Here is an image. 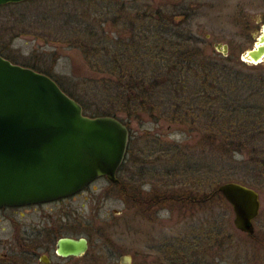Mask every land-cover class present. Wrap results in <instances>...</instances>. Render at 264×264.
I'll return each mask as SVG.
<instances>
[{
  "label": "rangeland",
  "instance_id": "rangeland-1",
  "mask_svg": "<svg viewBox=\"0 0 264 264\" xmlns=\"http://www.w3.org/2000/svg\"><path fill=\"white\" fill-rule=\"evenodd\" d=\"M126 2L131 6L130 15L126 17L127 29L132 30L130 34L144 36L148 42L144 51L133 49L121 53L118 70L123 69L125 76L114 81L108 78L114 74L116 65L108 59L109 53H102L101 59L99 56L93 59L78 49L81 37L87 35V22L96 20V27L100 14L104 15L105 9H100L99 3L87 5L92 10L87 20L83 16L86 7L81 0H27L0 6L2 56L13 64L52 75L69 95L84 105L83 114L117 116L128 125L130 135L126 160L117 172L121 180L119 186L99 178L72 197L48 203L35 211L27 208L18 222L29 228L39 223L46 227L41 231L50 226L55 233L50 238V249L55 248L59 236L88 239V250L74 260L76 264H129L125 257H131L133 264H156L163 246L203 241L213 223L228 225L230 235L242 239L243 236L234 231V214L229 204L222 200L217 199L214 204L195 201L192 204L208 206L199 207L193 216L185 215L182 208H173L183 204L162 201L166 194L170 197L174 192H185L196 198L209 193L215 184L237 181L260 192L261 215L254 223L256 229L260 225L263 234L264 87L258 85L257 79L264 74V61L257 66L243 65L234 57L225 58L214 46L224 43L229 33H236V27L228 18L244 13L247 7L252 9L253 2L163 0L166 10L164 16H160L161 21L151 10V6L157 9L158 0ZM258 2L263 13L264 0ZM165 14L169 17L166 20ZM171 14L176 15L174 22ZM108 18H103L105 23L98 25V30L118 38V29L110 27ZM170 34L173 35L170 37ZM186 38H191L190 42L180 47V42ZM187 47L189 50L183 54L182 50ZM105 49L109 51L110 47L105 44ZM187 56L194 61L186 60ZM132 58L136 59L132 61ZM206 76L221 79L224 85L231 80L227 87L232 91L228 90L227 96L250 98L248 104L252 112L249 116L245 117V112L230 115L232 112L227 111L211 120L214 112L211 118L201 110L191 112L198 105L192 104L196 96L189 93L199 90ZM245 78H252V82L244 84ZM136 95L145 96L144 104L140 103L136 115L130 116L128 106ZM197 117L200 118L196 120ZM211 124L227 132L245 131L244 148L235 149L234 153L216 152L205 146L199 148V130L210 129ZM130 185L134 189L143 188L148 200L153 197L159 205L171 206L173 211L154 212L149 217L156 218L155 222L135 213L127 204L130 198L126 191ZM9 232L6 230L4 239L10 238ZM240 239L235 240L234 246L241 245L242 250L244 243ZM39 240L44 242L42 238ZM258 255L264 264L263 248ZM239 256L242 261L254 257L251 249Z\"/></svg>",
  "mask_w": 264,
  "mask_h": 264
},
{
  "label": "water",
  "instance_id": "water-1",
  "mask_svg": "<svg viewBox=\"0 0 264 264\" xmlns=\"http://www.w3.org/2000/svg\"><path fill=\"white\" fill-rule=\"evenodd\" d=\"M26 1L0 0V6ZM214 46L226 54V45ZM261 50L251 49L246 58L261 61ZM82 109L51 76L0 56V209L66 199L99 178L119 184L128 125L114 116H86ZM217 191L231 206L235 229L253 234L260 192L237 181H225ZM56 244L63 257L85 255L89 246L82 237H59Z\"/></svg>",
  "mask_w": 264,
  "mask_h": 264
},
{
  "label": "flooded vegetation",
  "instance_id": "flooded-vegetation-1",
  "mask_svg": "<svg viewBox=\"0 0 264 264\" xmlns=\"http://www.w3.org/2000/svg\"><path fill=\"white\" fill-rule=\"evenodd\" d=\"M81 1L83 2V4H85L86 7V11L83 14L85 20L90 18V13L92 12L90 6H87L89 3H99L100 9L104 7L105 12L102 13L104 15L100 14V21H98L96 27L94 24L96 20L94 22H87L85 27L87 35L81 37L78 49L84 52L86 56L91 58L93 57V59L98 58V56L99 59H101L100 57L102 56V53H109L108 59H111V61L116 63V65L113 71L114 74H111L108 78H110L112 81L122 80L125 76V73L123 72V69H120V71L118 70L122 63L120 61V56H122L121 53H127L129 51H133V49H136L137 51H144V46L148 42V40L144 38V36L142 37V39L140 36L136 35V33L130 34L132 30L129 28L127 29L126 27L128 25L126 24V17L130 15V13H128L131 9L130 3L126 2V0ZM151 1L155 0H149V2ZM158 1L160 3L158 2V4L156 5L157 9L151 6V10H154V12L156 13V17H158V20L161 21L160 16H164L166 9L163 5V0ZM243 1L246 2L247 0ZM249 1L253 2L252 9L247 7V9L245 8L246 10L244 9V13L239 12V14L237 13V16L228 18V22L231 25L235 26L237 31L232 35L229 33L227 35L228 39L224 43H221L222 45L227 46L226 54H222V56L227 59H229L230 57H234L235 59H238L239 62L243 63V65L257 66L258 64L263 62L264 59L258 62H254L251 57L246 58V54L251 49H255L261 46V51L264 57V12L262 13L260 11L261 4L258 2V0ZM149 10L150 7L145 10L146 12L144 11V13L147 14ZM137 14L140 13L137 12ZM153 15L154 13L151 16ZM106 16H109V18L111 19L110 20L108 18V20H110V27L112 26V29L114 30L118 29V33L116 34L118 38H112L108 35H105L106 32L102 29L98 30V25H101V23H105V20L103 18ZM170 16H172L171 18H173L172 21L174 22V19H176V15L171 14ZM165 17V20L169 18L166 14ZM159 21L158 23H160ZM105 44L108 45V48L110 47V52L105 49ZM135 59L136 58H134L132 61H134ZM70 97L72 98L73 96ZM144 97L145 96L139 95L132 96V105L129 104L127 114H130V116H135L136 109L140 106V103H142V105L144 104ZM76 102L81 105L79 101ZM81 106L83 107L82 110H84V105ZM119 184L113 185L118 186ZM126 192L128 197L130 198V201L127 202L128 206L130 208H133L136 211L135 213H139L146 218L152 216V214L154 215V212H160L163 211V209H168V211L170 212L173 211V208H175L176 210L178 208H182L181 210L185 215L187 214V216H193V212L196 209H199V207L200 209H203L205 208V206H208H198L196 204L183 203V205L177 207L174 205L173 208L171 206L165 207V204L159 205L160 202L157 203L154 199L148 200V194L146 191H144L143 188L134 189L130 185V188ZM134 195L137 196L138 199H135L133 197ZM57 200L53 202H57ZM48 203L49 202L42 204L36 203V205H25L23 207L6 206L0 209V264H76L74 263V260L82 255L84 256V254H82L78 257L73 255H70L69 257H63L62 255L57 254L56 243L58 239L55 242V248L50 249L49 244L52 240L50 238L52 236L54 237L55 235L53 229L50 226L49 228H47V230L41 231L42 229H46V227H42L39 223H37L35 227L29 228V226H25L24 224L18 222L20 218L25 216L27 208L35 211L38 207L41 208ZM51 203L52 202H50L49 204ZM260 215L261 213L259 210L258 216ZM149 218L152 219L153 222L157 220L156 218ZM257 219L258 217H256L253 222H255ZM255 227L253 234L240 232V230H236L234 228L235 232L238 231L240 235L243 236L242 239H240L241 237L237 238V236L232 238L228 237L227 239H225L227 243L223 245L224 247H221V250L218 246L214 247V244L212 243L213 239L208 235L203 241H186L183 244L179 242L173 245V247L168 246L166 248L165 246H163L162 253H160V258L158 259L159 262L156 264H179L177 262L178 260L181 261V258H189V264H263V261L261 260L262 257L258 254L261 248L264 249V231L262 234L261 229H259L260 225L257 227L258 231ZM262 228L264 229V227ZM6 230L10 231V238L7 237L6 239H4L3 235L5 234ZM39 238H42L44 242H40ZM238 239L242 240V242L244 243V245L242 246V250L240 249L241 245H238L237 248L234 246L235 240ZM86 241L88 242V245H90L89 240L86 239ZM250 249L252 250L254 257L252 256L247 261H242V259L239 260L242 257L239 255L243 254L244 251L249 253ZM43 256H45L46 258L41 261V258ZM128 262L129 264H133L131 257H129Z\"/></svg>",
  "mask_w": 264,
  "mask_h": 264
},
{
  "label": "trees",
  "instance_id": "trees-1",
  "mask_svg": "<svg viewBox=\"0 0 264 264\" xmlns=\"http://www.w3.org/2000/svg\"><path fill=\"white\" fill-rule=\"evenodd\" d=\"M172 35L173 34H170V37ZM190 40H191V38H186V40L182 39V41L180 42L181 43L180 47L187 45L190 42ZM166 43H168V40L166 41ZM188 48L189 47H187L186 49H183L182 53L183 54L186 53L189 50ZM0 56H2V55L0 54ZM184 58L185 59L187 58L186 60H189L190 62L194 61L191 57L189 58V56L184 57ZM208 66H209V64H208ZM175 68H176V65L174 66V69ZM174 72H177V71L174 70ZM45 75H48V74H45ZM260 75H261L260 79H257V80H258V85L261 86V88H262V87H264V74H260ZM48 76L49 77L51 76L52 79H54V77L52 75H48ZM54 81L56 82L57 85H59L61 87V90H63L65 92V94L69 95L67 93V91L65 90V88L60 85V83H58L55 79H54ZM242 82L246 85L250 84L252 82V78L251 79L245 78L244 80H242ZM230 83H231V80H230V82H227V85H226V83L224 85L221 79L214 80L211 77L206 76V80H203L202 83L199 85V90H197L196 92H190L189 93V95H191L192 93L195 94L196 98L192 101V104H194L195 106L198 105L197 109L196 108L191 109L192 110L191 112L195 113L197 110L198 111L201 110V112L204 115H206L207 118H209V117L211 118V115L214 112L211 120H214L216 116L221 115V113H223V112L225 113L227 111L232 112V113H229L230 115H233V114L239 115L240 113L245 112V115H246L245 117L249 116L250 112H252L251 108L248 104V102L250 101V98H247L245 100V98L243 99L239 96L233 97L232 94H228L230 96H227V93L229 91L230 92L232 91V90H230L232 88L227 87L230 85ZM69 96H71V95H69ZM229 107H231L233 109L230 110ZM198 115L200 116L201 114H198ZM200 117H197L196 120ZM192 121L196 122L195 120H192ZM199 131H200V134L197 135L198 142L200 143L199 148H202L203 146H205V147L213 148V150H215L216 152H219L220 150H222V151H226L227 153H231L232 151L234 153L235 149L240 151V149L244 148V146H245V142L243 143V140H242V136H243V133L245 131L239 132V131H236V129H234L230 132H227V130H224V128L215 129V127H212V124H211L210 129H207V128L204 129V127H203ZM128 145H129V143H128ZM127 152H128V149H127ZM245 167H246V165L243 168H245ZM219 185L215 184L209 193H204L201 196H198L196 198H193L192 194H187L185 192H183V193H175L174 192V193H172V195L170 197H168L169 195L166 194L165 198H164L165 200H163V202L164 201L165 202L170 201V202H175L176 204H183V203L192 204L196 201L197 204H202V203L204 204V202L207 204L209 202H212L214 204L215 201L218 199V200H222L224 203L225 202L227 203V201L224 200V198H223L224 196L217 191V187H219ZM151 199H154V198L151 197ZM228 228H229L228 225L227 226L226 225L221 226L218 223H216V224L213 223L212 226H210V228L207 229L208 232L206 233L205 236L206 237H207V235L211 236L213 239L212 243L214 244V247L218 246V247H220L219 249L221 250V247H224L223 245H225L227 243L225 241V239H227L228 237H230V238L233 237L232 235H230ZM183 252H185V251H183ZM189 262H190L189 258H186V259L181 258V261L178 260L177 263L189 264Z\"/></svg>",
  "mask_w": 264,
  "mask_h": 264
}]
</instances>
